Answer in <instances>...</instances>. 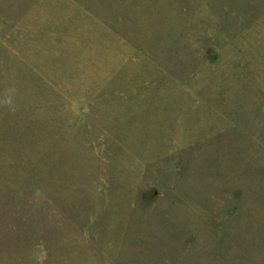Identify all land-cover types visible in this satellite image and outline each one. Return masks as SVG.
<instances>
[{
	"label": "rangeland",
	"instance_id": "1",
	"mask_svg": "<svg viewBox=\"0 0 264 264\" xmlns=\"http://www.w3.org/2000/svg\"><path fill=\"white\" fill-rule=\"evenodd\" d=\"M0 264H264V0H0Z\"/></svg>",
	"mask_w": 264,
	"mask_h": 264
},
{
	"label": "clouds",
	"instance_id": "2",
	"mask_svg": "<svg viewBox=\"0 0 264 264\" xmlns=\"http://www.w3.org/2000/svg\"><path fill=\"white\" fill-rule=\"evenodd\" d=\"M13 94H14V93H12V92H8V93H6V94L4 95L3 100L0 101V103H2L3 106H5L6 108H8L9 110H11V109L14 107V105H13V100H12V95H13Z\"/></svg>",
	"mask_w": 264,
	"mask_h": 264
}]
</instances>
